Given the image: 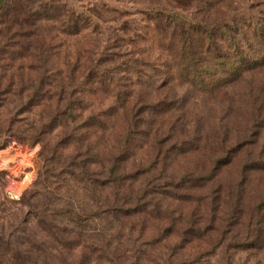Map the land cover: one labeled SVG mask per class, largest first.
<instances>
[{
	"label": "rangeland",
	"instance_id": "obj_1",
	"mask_svg": "<svg viewBox=\"0 0 264 264\" xmlns=\"http://www.w3.org/2000/svg\"><path fill=\"white\" fill-rule=\"evenodd\" d=\"M248 12L0 0V264H264L263 40L197 26Z\"/></svg>",
	"mask_w": 264,
	"mask_h": 264
},
{
	"label": "trees",
	"instance_id": "obj_2",
	"mask_svg": "<svg viewBox=\"0 0 264 264\" xmlns=\"http://www.w3.org/2000/svg\"><path fill=\"white\" fill-rule=\"evenodd\" d=\"M198 1V0H195ZM217 0H207L208 3L215 2ZM249 11H253V8H251ZM248 14H243V13H235L233 14V17L219 21V22H212V23H205V22H200L197 24V26L200 28L199 30H204L205 34L208 37L209 42H215L216 37L220 35L221 37L224 36V38H228L227 40H230L231 43H234L233 41L235 40V35L236 36H242L245 37L248 32L255 35L257 38H261L263 40V45L261 44V49H264V12H261L260 17L263 19V22L259 20V17L251 14L248 12ZM259 14V13H258ZM172 16L166 15V12H160L157 11L155 14V19L156 20H161L165 19L166 22H170L172 20ZM175 18V17H174ZM176 21H179V18H176L173 20L172 23H175ZM262 22V23H261ZM190 25H196V22L190 23ZM198 27L195 30H198ZM193 30V28H191ZM232 45V44H231ZM260 47V46H259ZM260 51L262 52L263 50ZM216 50V49H215ZM264 61V56L262 57L261 55L259 56L258 59H253L251 60V63L257 65L258 63H261ZM250 63V62H247ZM245 61L240 63V62H233L231 64L230 72L226 74L225 79H232L235 77V75L241 73L244 71L245 66L247 64ZM19 73L21 70H17ZM195 77L199 76V70L195 67V69H192ZM43 77V76H42ZM40 83H43L42 78L40 79ZM12 92V90H11ZM1 93V89H0Z\"/></svg>",
	"mask_w": 264,
	"mask_h": 264
},
{
	"label": "built area",
	"instance_id": "obj_3",
	"mask_svg": "<svg viewBox=\"0 0 264 264\" xmlns=\"http://www.w3.org/2000/svg\"><path fill=\"white\" fill-rule=\"evenodd\" d=\"M6 194L10 200L17 201L20 199V195L12 190H7Z\"/></svg>",
	"mask_w": 264,
	"mask_h": 264
}]
</instances>
